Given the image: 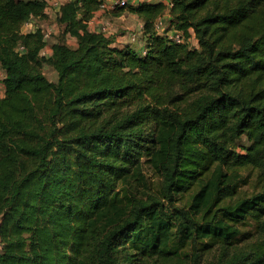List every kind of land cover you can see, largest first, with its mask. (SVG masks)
<instances>
[{
  "label": "trees",
  "instance_id": "obj_1",
  "mask_svg": "<svg viewBox=\"0 0 264 264\" xmlns=\"http://www.w3.org/2000/svg\"><path fill=\"white\" fill-rule=\"evenodd\" d=\"M169 1L197 48L156 33L162 3L127 4L142 55L88 30L97 0H66L76 45L40 56L21 28L46 0H0V264H179L184 247L186 264H264V191L233 199L242 169L264 186V0Z\"/></svg>",
  "mask_w": 264,
  "mask_h": 264
},
{
  "label": "rangeland",
  "instance_id": "obj_2",
  "mask_svg": "<svg viewBox=\"0 0 264 264\" xmlns=\"http://www.w3.org/2000/svg\"><path fill=\"white\" fill-rule=\"evenodd\" d=\"M62 1L64 2L66 0H62ZM127 4H130V3L128 2ZM102 17H103L104 22L101 23L100 25L108 24L109 25L108 27L113 32V36L118 35V34L126 35L127 42H129V36L136 34V36L139 38V41L141 40V34L139 33L137 29V24L139 23V21L135 15L129 12V8L127 6L118 9V11L116 12V15L112 13H109V14L103 13L100 18ZM35 25H37L39 29L41 30L46 29L45 26H47V28L53 25L56 26L58 31L55 32L56 35L52 36L51 39L48 41L49 46H51L57 40L63 41L65 44H67L70 47L75 46L74 39L70 38L69 36L63 35V32H62L63 30L58 26L57 19L56 20H52L50 18L40 19V20H37ZM93 26L96 27V25H93ZM194 44L195 42L194 40H192L188 46L193 47ZM43 74L49 81L51 82L56 81V74L50 66L44 65ZM247 144L248 142L246 141L245 137L240 138L236 143L237 151L241 152V147ZM144 171L146 175L149 177L152 193L157 194L156 189L159 186L158 178L151 174L147 166L144 167ZM238 174H239L238 176L241 177V182L238 183L239 188L237 189L236 194L233 197L234 200H238V199L241 200L244 198H249L259 193H262L264 191V186L262 182L259 180L258 173L256 170L246 168V169L240 170ZM187 200H188L187 194L181 197H178V202L176 203V205L185 206L184 204L186 203ZM239 228L244 234L248 235L249 233L254 232V230L256 229V224L253 220L247 219L243 225H240ZM219 252H220L219 247L215 246L212 249L211 255L213 254L215 256H218ZM190 253H191L190 247L182 248L180 250L179 257H177L178 261L180 262L179 264H186L189 261Z\"/></svg>",
  "mask_w": 264,
  "mask_h": 264
},
{
  "label": "built area",
  "instance_id": "obj_3",
  "mask_svg": "<svg viewBox=\"0 0 264 264\" xmlns=\"http://www.w3.org/2000/svg\"><path fill=\"white\" fill-rule=\"evenodd\" d=\"M98 1V12L107 13L112 12L116 9L123 8L127 6L128 1L127 0H97ZM65 2V1H64ZM62 0H46V5L44 8V14L52 19L56 20L58 16L60 15V8L61 5L64 3ZM144 3H162L166 7V11L164 15L158 17L154 22V29L156 33L160 36L165 37L167 40L174 42L176 44H186L189 45L192 40H194V48H197V42L194 38V35L192 34L191 30H188V35H185L183 31L176 30L172 27L170 23V18L168 11L171 7L169 0H145ZM140 3V2H139ZM37 18L30 17L22 26L21 32L22 33H30L34 32L35 29L39 28L35 23L37 22ZM108 24H102L98 26L94 30V32L102 33L107 37H112L113 32L108 27ZM43 33V41L45 43V46L40 51V56H46L47 51L49 50L50 46L48 44L49 39L51 38V33L44 29L41 30ZM138 31L142 32V25L138 26ZM142 40V39H141ZM141 40L139 41V38L135 35L129 36V45L131 47H134L141 43ZM20 52L23 51L22 47H19L18 49ZM139 52L144 55L145 54V42L143 45L140 46ZM5 78V72L2 68H0V99L4 97L5 88L3 85V80Z\"/></svg>",
  "mask_w": 264,
  "mask_h": 264
},
{
  "label": "crops",
  "instance_id": "obj_4",
  "mask_svg": "<svg viewBox=\"0 0 264 264\" xmlns=\"http://www.w3.org/2000/svg\"><path fill=\"white\" fill-rule=\"evenodd\" d=\"M143 1H145V0H128V2L130 3V4H133V5H136V4H138L139 2H143ZM120 9V8H119ZM118 11V9L117 10H115V11H112V12H107L108 14L109 13H112V14H114V15H116V12ZM101 15H102V13L101 12H97L96 14H95V16L88 22V30L89 31H92V32H94V30L96 29V28H98V26L101 24V23H103L104 22V20H103V17L102 18H100L101 17ZM119 15V14H118ZM45 18H48L46 15H45ZM45 18H43V19H45ZM98 18H100V19H98ZM49 19V18H48ZM138 19V18H137ZM38 20H40V19H38ZM139 21V20H138ZM93 25H96V27H94ZM141 25V22L139 21V23L137 24V29H138V26H140ZM45 28H46V30H48L50 33H51V37L52 36H54V35H56V33L55 32H57L58 30H57V28H56V26L55 25H53V26H50V27H48L47 28V26H45ZM140 33V32H139ZM141 34V33H140ZM71 38V37H70ZM51 39V38H50ZM49 39V40H50ZM72 39H74V38H72ZM142 40H141V43H139L138 45H136V46H134V47H132V48H134L136 51H138L139 52V48H140V46L141 45H143V43H144V39L143 38H141ZM75 40V39H74ZM127 44H129V42H127V39H126V35H115L114 36V45L115 46H117V47H122V46H124V45H127ZM75 45H76V40H75ZM51 54V50H50V48H49V50L47 51V54H46V56H49Z\"/></svg>",
  "mask_w": 264,
  "mask_h": 264
}]
</instances>
